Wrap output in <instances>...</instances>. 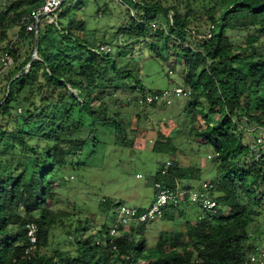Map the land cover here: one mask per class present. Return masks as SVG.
I'll list each match as a JSON object with an SVG mask.
<instances>
[{
    "label": "trees",
    "instance_id": "trees-1",
    "mask_svg": "<svg viewBox=\"0 0 264 264\" xmlns=\"http://www.w3.org/2000/svg\"><path fill=\"white\" fill-rule=\"evenodd\" d=\"M38 4L1 3L0 39L17 24L18 38H35L36 32L26 33L19 21ZM140 4L135 5L140 20L129 15V22L110 35L153 51L162 46L180 58L183 89L189 91L188 135L202 139L198 145L213 154L207 173L205 167L171 159L167 174L159 173L155 182L170 187L178 182L184 189L207 182L217 212H204L199 221L185 219L184 230L159 232L147 253L146 224L131 225L115 240L116 250L107 243L108 230H103L104 238H85L87 228L77 226L68 235L71 250L37 253L50 231L71 215L56 209L63 168L97 138L98 129L108 127L125 142V109L156 103L147 104L146 96L119 98L127 92L144 94V86L139 79L125 83L131 71L118 68L111 51H98L105 37L89 31L69 5L60 15V26L45 23L41 32L39 24L35 51L22 59L11 44L3 51L16 65L6 75L0 99V264H125L126 256L133 264H253L249 257L260 247L252 233L264 234V0ZM158 16L165 17L164 23L151 27ZM242 125L255 129L249 133ZM164 140L154 145L155 152L175 150L170 137ZM117 205L104 203L99 210L116 219ZM185 212L170 206L161 220ZM32 222L38 226V243L27 259L26 225Z\"/></svg>",
    "mask_w": 264,
    "mask_h": 264
},
{
    "label": "rangeland",
    "instance_id": "rangeland-1",
    "mask_svg": "<svg viewBox=\"0 0 264 264\" xmlns=\"http://www.w3.org/2000/svg\"><path fill=\"white\" fill-rule=\"evenodd\" d=\"M145 1L151 0H130L124 4L115 0H66L52 17V22L43 20L40 23V30L42 32L45 23L60 26V15L70 5L71 14L82 19L89 31L99 33L97 36L100 39L105 37L106 43L103 45H110L111 59L116 66L131 71L132 77L125 79V83L132 84L133 80L139 79L144 86V94L139 91L135 95L127 92L119 95L122 100L131 96H139L142 100L156 92H173L175 88H185V72L181 60L172 54V50L160 46L153 51L144 44L132 45L124 36L113 38L110 35L127 24L130 16L140 20L135 5L139 6ZM2 9L0 3V11ZM164 18L158 16L151 23L155 27L161 26ZM19 28L18 24L9 27L3 40L0 39V60L6 45L11 44L17 49L21 59L25 53L34 51L35 38L31 35L24 39L18 38ZM15 65L0 72V99L4 94L6 75ZM188 103V97H176L172 94L169 103L160 100L153 106L144 104L142 107L136 105L125 109L127 114L123 131H127V138L123 143L122 135L115 137L108 127L98 129L97 138L88 141L81 155L62 170L64 181L59 189L61 202L56 209L67 211L71 215L63 218V222L50 231L47 241L41 242L37 253L50 255L54 249L71 250L67 239L77 226L87 228L83 233L85 238L92 234L96 235V239L104 238L103 230H108L116 219L110 211L99 210L100 205L113 203L146 206L154 196L157 175L168 160H176L183 166H202L207 173L210 167L208 161L212 160L213 154L206 147L198 145L202 139L194 140L188 135ZM242 127L249 133L255 129L253 125ZM169 137L175 150L169 153L153 150L154 145ZM253 141V136H248V143L253 144ZM200 184L201 182H195L193 186L199 187ZM186 203L180 207L186 210L183 217L176 215L173 219H159L146 224L144 253L155 246L159 232L184 230L185 219L196 220L201 213L200 209L194 204L187 206ZM252 235L259 247H264V234L253 231Z\"/></svg>",
    "mask_w": 264,
    "mask_h": 264
},
{
    "label": "built area",
    "instance_id": "built-area-1",
    "mask_svg": "<svg viewBox=\"0 0 264 264\" xmlns=\"http://www.w3.org/2000/svg\"><path fill=\"white\" fill-rule=\"evenodd\" d=\"M39 4L34 6L28 12L20 18V25L25 27L26 33L32 31L37 32L39 24L46 20L47 22L53 21V16L59 10L62 3L66 0H38ZM120 4H124V0H115ZM2 4H5L7 0H0ZM151 27H155L154 23H151ZM99 52L108 53L111 51L109 45H102L99 47ZM1 71L8 69L14 65V59L9 53H4L1 57ZM28 68V66L26 67ZM27 70V69H26ZM174 94L176 97H187L189 91L183 88H175L173 92L162 91L159 94L149 95L145 97V102L151 104L157 101H165L169 103V98ZM170 162L166 161L164 167L161 169V175L167 174ZM180 184L176 182L175 187H170L162 182H155V193L153 200L148 208L140 209L135 206H129L126 204H119L116 207V224L108 229L107 243L113 250L117 249L115 240L124 235V233L133 224H147L155 220H159L163 217L165 210L168 207H181L184 203H193L199 207L201 213L197 215V220L203 218L204 212L215 214L217 212L218 203L211 196L212 186L203 182L197 188H181ZM26 237L28 240V246L26 247L24 254L27 259L33 255L38 243V226L32 222L26 225ZM98 243V242H97ZM250 262L253 264H264V250L260 248L256 253H253L249 257ZM125 264H133L128 256L124 257Z\"/></svg>",
    "mask_w": 264,
    "mask_h": 264
},
{
    "label": "water",
    "instance_id": "water-1",
    "mask_svg": "<svg viewBox=\"0 0 264 264\" xmlns=\"http://www.w3.org/2000/svg\"><path fill=\"white\" fill-rule=\"evenodd\" d=\"M37 43H38V31L36 32V35H35V39H34V51L37 47ZM36 58V53L34 52L32 54V59L31 60H34ZM9 86H10V83L8 84V87H7V90H9Z\"/></svg>",
    "mask_w": 264,
    "mask_h": 264
},
{
    "label": "crops",
    "instance_id": "crops-1",
    "mask_svg": "<svg viewBox=\"0 0 264 264\" xmlns=\"http://www.w3.org/2000/svg\"><path fill=\"white\" fill-rule=\"evenodd\" d=\"M189 186H191L190 188H197V187H198V186H193L192 183H190ZM152 200H153V197H152V199L146 204V206H135V207H138V208H140V209H146V208L149 207V205L151 204ZM145 235H146V234H145ZM145 248H146V243H145Z\"/></svg>",
    "mask_w": 264,
    "mask_h": 264
}]
</instances>
